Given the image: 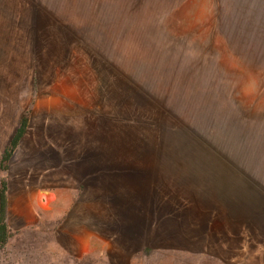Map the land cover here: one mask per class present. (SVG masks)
<instances>
[{
	"label": "rangeland",
	"instance_id": "374dc122",
	"mask_svg": "<svg viewBox=\"0 0 264 264\" xmlns=\"http://www.w3.org/2000/svg\"><path fill=\"white\" fill-rule=\"evenodd\" d=\"M2 1L0 264H264V0Z\"/></svg>",
	"mask_w": 264,
	"mask_h": 264
},
{
	"label": "trees",
	"instance_id": "16d2710c",
	"mask_svg": "<svg viewBox=\"0 0 264 264\" xmlns=\"http://www.w3.org/2000/svg\"><path fill=\"white\" fill-rule=\"evenodd\" d=\"M20 133L21 131H19V134L16 138V140L18 139V137L20 136ZM15 140V141H16ZM15 143H13L14 145ZM4 192H0V235H1V240H0V243L1 244H4L5 243V240L7 238L6 236V226L5 224L3 223V216H4V210H5V197H4Z\"/></svg>",
	"mask_w": 264,
	"mask_h": 264
},
{
	"label": "crops",
	"instance_id": "0c3cea01",
	"mask_svg": "<svg viewBox=\"0 0 264 264\" xmlns=\"http://www.w3.org/2000/svg\"><path fill=\"white\" fill-rule=\"evenodd\" d=\"M2 3H3V1L0 0V25H1V20L3 19V16H4L3 13H5V8H4V5Z\"/></svg>",
	"mask_w": 264,
	"mask_h": 264
}]
</instances>
